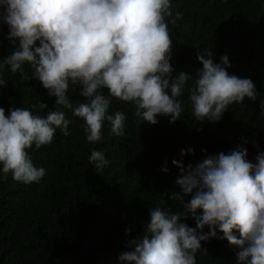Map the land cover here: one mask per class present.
Wrapping results in <instances>:
<instances>
[{
	"label": "clouds",
	"instance_id": "obj_1",
	"mask_svg": "<svg viewBox=\"0 0 264 264\" xmlns=\"http://www.w3.org/2000/svg\"><path fill=\"white\" fill-rule=\"evenodd\" d=\"M172 15L170 0H0V22L8 25L15 47L0 59V87L7 83L6 66L12 73L19 70L22 80L29 79L23 68L27 62L31 78L56 97L55 105L83 120L92 144L101 140L105 121L111 134L125 135V114H108L111 98L134 105V116L150 125L158 123V116L170 117V123L181 119L179 98L186 87L197 121L218 122L231 105L256 100L253 81L226 70L231 66L227 55L215 63L212 52H198L202 67L194 77L181 72L171 78L166 17ZM175 17L173 25L182 14ZM70 85L79 86L86 102L73 106L67 95ZM46 107L40 103L41 109ZM261 110L264 114V101ZM70 123L61 110L40 116L23 107L9 113L0 107V171L11 172L17 182L39 183L46 169L34 165L28 150L51 144L57 129L71 135ZM247 157V149L239 146L227 154L208 155L195 166L173 160L183 193L173 197L183 211L150 209V221L141 235L126 242L130 250L119 254V264H196L201 241L217 238V230L223 233L219 239L238 246L237 264H264V152L256 155L255 163ZM89 163L100 172L109 161L93 148ZM184 195L191 199L185 202ZM189 217L195 218V227L184 222ZM206 226L208 232L203 231ZM130 232L126 229L125 235Z\"/></svg>",
	"mask_w": 264,
	"mask_h": 264
},
{
	"label": "trees",
	"instance_id": "obj_2",
	"mask_svg": "<svg viewBox=\"0 0 264 264\" xmlns=\"http://www.w3.org/2000/svg\"><path fill=\"white\" fill-rule=\"evenodd\" d=\"M170 3L173 15L166 22L172 40L171 78L181 72L194 77L202 67L198 52L205 56L212 52L215 63L227 55L231 66L226 70L251 79L256 100L245 98L242 105H231L218 122L197 121L186 87L179 98L184 108L181 119L170 123V117L158 116V123L150 125L134 116V105L111 98L108 114H125V135L111 134L105 121L101 140L92 144L86 140L83 120L73 116L71 109L55 105L56 97L31 78L27 62L23 66L27 80L21 79L19 70L12 73L6 66L0 107L6 113L23 107L40 116L61 110L71 121V135L65 137L57 129L51 144L28 150L34 165L46 169L39 183L17 182L11 172L0 171V264H119V254L130 250L126 242L141 235L150 221V209L183 211L173 197L183 195L176 183L180 169L173 160L195 166L208 155L227 154L242 146L255 163L256 155L264 152V0ZM176 12L182 18L173 25L170 21ZM8 34V25L0 22V59L15 50ZM101 91L108 95L107 88ZM67 95L73 106L86 102L79 86L70 85ZM40 103L47 107L41 109ZM93 148L109 161L100 172L89 163ZM183 198L187 202L191 195ZM184 222L196 226L193 217ZM126 229H131L127 236ZM203 231L208 232V227ZM222 235L217 230V238L201 241L196 264H237L238 246L219 239Z\"/></svg>",
	"mask_w": 264,
	"mask_h": 264
}]
</instances>
